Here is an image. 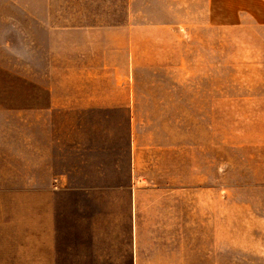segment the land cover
Masks as SVG:
<instances>
[{
  "label": "crops",
  "instance_id": "1",
  "mask_svg": "<svg viewBox=\"0 0 264 264\" xmlns=\"http://www.w3.org/2000/svg\"><path fill=\"white\" fill-rule=\"evenodd\" d=\"M127 7L119 24L39 23L54 49L39 47L32 63L23 58L20 103L12 85H0V264H264V159L255 164L259 177L249 165V260L238 259L244 248L232 240L231 223L223 242V208L235 207L237 187L224 186L220 154L216 163L205 146L159 141L151 124L175 120L139 109L180 106L176 122L186 133L191 121L206 132V108L221 122L222 107L238 104L223 100L233 85L207 84L204 46L197 53L192 46L205 43L207 30L221 42L223 28L264 29V0H128ZM27 68L54 87L27 80ZM111 82L123 96L111 98ZM241 103L253 112L264 98ZM111 107L129 108L119 138L110 136Z\"/></svg>",
  "mask_w": 264,
  "mask_h": 264
},
{
  "label": "rangeland",
  "instance_id": "2",
  "mask_svg": "<svg viewBox=\"0 0 264 264\" xmlns=\"http://www.w3.org/2000/svg\"><path fill=\"white\" fill-rule=\"evenodd\" d=\"M127 3L128 0H0V85L13 86L15 105L20 103L22 98L23 58L32 63V60H38L39 47L42 51L48 46L54 49L53 42H46V32L38 25L39 23L45 27L66 20L78 23L90 21L108 24L124 23L127 19ZM218 36L217 31L207 30L205 43H194L191 51L197 53L202 51L204 46L205 63L200 64V67L205 68L204 81L207 84L221 82L223 87L228 84L233 85L232 90L223 91V100H238V104L222 107L221 122L214 123L212 112L206 108V132L203 134L200 132L199 135V124L191 121L188 124L189 132L186 133L185 129L182 130L181 123L176 122L183 113L180 106L164 108L147 106L139 109L143 114L151 116L167 114L175 120L167 124L160 122L151 124L158 132L159 141L174 147L205 146L207 160H213L215 153L216 163L218 153L220 154L224 186L237 187L231 193L237 200L235 207L223 208V214L227 215V218L223 219V242L229 241L228 228L231 223V228L237 233L232 240L236 239L239 248H244L243 251H239L238 259L249 260V189L247 188L249 165L253 166L251 171L254 176L259 177L261 167L255 164L257 160L264 159V153L256 155L249 151L264 146V128H261L264 126L261 124L264 123V106H255L251 108L253 112H249V105L241 103V100L249 97L264 98V29L226 31L223 28L221 42L218 41ZM194 67H197V59ZM121 70L125 71V68L121 67ZM26 71L27 80L40 83L44 87H54L53 82L48 84L45 76H38L31 68L30 70L27 68ZM93 93L96 95L97 92L93 91ZM54 94L57 97L61 96L59 90H55ZM110 96L111 98L123 96L117 92L112 82ZM128 109L110 108L109 131L112 138H119L123 132H127L130 114ZM94 127L98 130L97 127L100 128L101 124H94ZM14 196L15 201H19L14 203L16 213L20 211V187L15 186ZM230 213L235 214L236 219L232 218ZM16 230H20V226L15 227L14 240L15 243H20L21 235L20 232L16 233ZM77 241L82 242L80 237Z\"/></svg>",
  "mask_w": 264,
  "mask_h": 264
}]
</instances>
